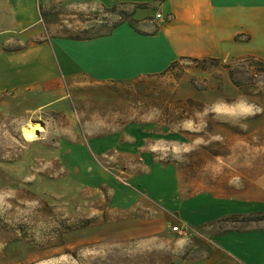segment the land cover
<instances>
[{
	"label": "rangeland",
	"instance_id": "374dc122",
	"mask_svg": "<svg viewBox=\"0 0 264 264\" xmlns=\"http://www.w3.org/2000/svg\"><path fill=\"white\" fill-rule=\"evenodd\" d=\"M134 8L72 2L48 15L47 27L56 36L107 34L128 20L121 10ZM33 93H0V264H204L223 247L217 236L255 226L224 220L195 233L151 208L140 212L133 178L147 171L146 158L115 152L120 139L147 147L156 161L193 168L188 177L200 188L212 179L264 210L263 59L186 58L114 83L62 78L55 96L64 98L45 106L44 88ZM34 122L41 127L30 141L22 128Z\"/></svg>",
	"mask_w": 264,
	"mask_h": 264
},
{
	"label": "crops",
	"instance_id": "0c3cea01",
	"mask_svg": "<svg viewBox=\"0 0 264 264\" xmlns=\"http://www.w3.org/2000/svg\"><path fill=\"white\" fill-rule=\"evenodd\" d=\"M81 1L131 4L134 20L82 39L51 34L41 5L50 15ZM159 11L163 19L156 17ZM259 37L264 41V0H0V93H33L42 87L51 96L45 106L64 98L55 96L62 78L69 83L82 75L93 84L114 83L161 74L186 58L264 60V42L256 44ZM14 41L21 45L9 44ZM119 143L115 152L132 150L146 158L147 171L133 178L137 189L132 190L142 195L136 207L151 208L167 224L178 221L200 233L210 224L232 221L227 219L231 215L264 211L261 200L238 192L227 195L222 186L211 185L219 183L212 179L200 188L198 177H188L193 168L156 161L139 144ZM263 221H251L255 226L246 231L217 236L225 249L217 245L204 264H264Z\"/></svg>",
	"mask_w": 264,
	"mask_h": 264
},
{
	"label": "trees",
	"instance_id": "16d2710c",
	"mask_svg": "<svg viewBox=\"0 0 264 264\" xmlns=\"http://www.w3.org/2000/svg\"><path fill=\"white\" fill-rule=\"evenodd\" d=\"M118 5L119 4H115L113 6H104L105 8H107L108 10H111V11H116L117 8H118ZM41 12H42V16L43 18H48V15L49 13L46 12L43 8V6L41 5ZM120 16H124V17H127L128 19H132V16L134 15V11L132 12H129L127 10H121L119 12ZM131 20V21H132ZM68 38H76V39H82V38H87V37H83V36H77V35H66ZM193 60L195 61H198V59L194 58ZM207 60V59H205ZM210 60H214V61H218L217 59H210ZM227 219H230L232 221H242V222H251V221H262L264 220V211H260V212H257V213H250V214H235V215H231L229 217H227Z\"/></svg>",
	"mask_w": 264,
	"mask_h": 264
},
{
	"label": "bare ground",
	"instance_id": "6f19581e",
	"mask_svg": "<svg viewBox=\"0 0 264 264\" xmlns=\"http://www.w3.org/2000/svg\"><path fill=\"white\" fill-rule=\"evenodd\" d=\"M40 127L41 124L39 122H34L33 124L25 125L22 128L23 136L30 141H34L37 138Z\"/></svg>",
	"mask_w": 264,
	"mask_h": 264
},
{
	"label": "built area",
	"instance_id": "2783aa9c",
	"mask_svg": "<svg viewBox=\"0 0 264 264\" xmlns=\"http://www.w3.org/2000/svg\"><path fill=\"white\" fill-rule=\"evenodd\" d=\"M156 17L158 19H163L164 18L163 14L160 11L156 13ZM172 228H173L174 231H180L181 230L179 225H174Z\"/></svg>",
	"mask_w": 264,
	"mask_h": 264
}]
</instances>
